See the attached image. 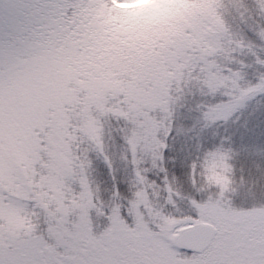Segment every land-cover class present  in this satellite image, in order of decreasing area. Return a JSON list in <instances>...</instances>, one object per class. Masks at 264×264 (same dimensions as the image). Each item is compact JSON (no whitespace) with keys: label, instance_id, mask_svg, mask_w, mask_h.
<instances>
[{"label":"rangeland","instance_id":"rangeland-1","mask_svg":"<svg viewBox=\"0 0 264 264\" xmlns=\"http://www.w3.org/2000/svg\"><path fill=\"white\" fill-rule=\"evenodd\" d=\"M52 11L50 38L0 80V258L135 264L137 250L142 264H199L171 239L217 200L262 242L264 161L233 171L227 139L202 151L199 117L264 88V0H75Z\"/></svg>","mask_w":264,"mask_h":264},{"label":"snow or ice","instance_id":"snow-or-ice-1","mask_svg":"<svg viewBox=\"0 0 264 264\" xmlns=\"http://www.w3.org/2000/svg\"><path fill=\"white\" fill-rule=\"evenodd\" d=\"M74 3L75 0H55V3L51 0H0V80H3L11 65L27 53L34 41L43 37L50 38L49 33L56 29L52 9L66 10ZM262 97L264 88L251 93L240 91L230 101L226 112L220 118L211 121L205 110V114L199 117L202 151L205 149L210 152L216 151L224 143V139H227L229 155L232 157L228 163L233 166V171L237 165L242 172L261 171L260 163L264 161V119L260 118L264 115ZM246 112L250 113L251 119L242 127H232ZM174 131L179 135L178 130ZM170 138H173L172 134ZM173 148L182 159L187 160L183 144L176 141ZM190 214L194 218H202L209 225L208 227L198 225L192 234L200 246L199 254L204 257L199 264H264V244L257 245L252 239L257 233L248 232L242 224L237 223L235 214L227 209L222 201H213L198 211L193 210ZM126 219L131 224V218ZM260 235L264 236V231H261ZM217 249L235 250L237 254L225 259H208ZM0 264L10 262L0 258ZM48 264L57 262L50 260ZM115 264L123 262L116 261Z\"/></svg>","mask_w":264,"mask_h":264},{"label":"water","instance_id":"water-1","mask_svg":"<svg viewBox=\"0 0 264 264\" xmlns=\"http://www.w3.org/2000/svg\"><path fill=\"white\" fill-rule=\"evenodd\" d=\"M208 227L207 223H198L181 229L176 235L172 238V245L175 248L184 250L189 253L199 254L200 246L193 238V233L195 232L197 226Z\"/></svg>","mask_w":264,"mask_h":264},{"label":"trees","instance_id":"trees-1","mask_svg":"<svg viewBox=\"0 0 264 264\" xmlns=\"http://www.w3.org/2000/svg\"><path fill=\"white\" fill-rule=\"evenodd\" d=\"M260 238H263L262 239V242L258 243L257 245L259 244H264V236H260ZM259 241V240H258ZM256 243V242H255ZM135 255L138 257V260H136V263L135 264H142L143 261V258L142 256L137 252V250L135 251ZM75 259H71L70 262L68 264H71V263H74Z\"/></svg>","mask_w":264,"mask_h":264}]
</instances>
